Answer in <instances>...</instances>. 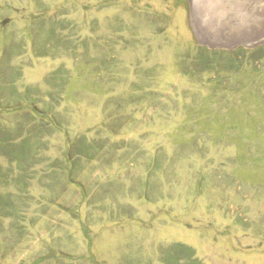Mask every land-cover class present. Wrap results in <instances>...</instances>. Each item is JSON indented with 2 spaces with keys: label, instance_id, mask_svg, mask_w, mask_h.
<instances>
[{
  "label": "rangeland",
  "instance_id": "1",
  "mask_svg": "<svg viewBox=\"0 0 264 264\" xmlns=\"http://www.w3.org/2000/svg\"><path fill=\"white\" fill-rule=\"evenodd\" d=\"M190 5L0 0V264H264V48Z\"/></svg>",
  "mask_w": 264,
  "mask_h": 264
},
{
  "label": "water",
  "instance_id": "2",
  "mask_svg": "<svg viewBox=\"0 0 264 264\" xmlns=\"http://www.w3.org/2000/svg\"><path fill=\"white\" fill-rule=\"evenodd\" d=\"M190 12L200 46L232 50L264 44V0H191Z\"/></svg>",
  "mask_w": 264,
  "mask_h": 264
},
{
  "label": "trees",
  "instance_id": "3",
  "mask_svg": "<svg viewBox=\"0 0 264 264\" xmlns=\"http://www.w3.org/2000/svg\"><path fill=\"white\" fill-rule=\"evenodd\" d=\"M200 48H203V46H201ZM207 47H204L203 49H206ZM264 48V46H259V47H257V48H253V49H249V50H247V49H244V48H241V47H239L237 50L238 51H244V52H248V51H250V52H253V53H258L259 52V50L260 49H263ZM219 52V53H218ZM223 52H232V50L231 51H217V50H215V53H218V54H220V53H223Z\"/></svg>",
  "mask_w": 264,
  "mask_h": 264
}]
</instances>
